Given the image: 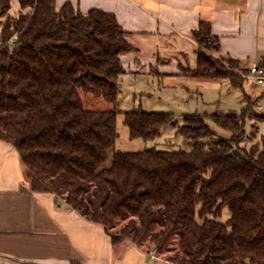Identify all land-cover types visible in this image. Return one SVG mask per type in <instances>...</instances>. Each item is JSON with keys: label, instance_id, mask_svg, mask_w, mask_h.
Segmentation results:
<instances>
[{"label": "trees", "instance_id": "obj_1", "mask_svg": "<svg viewBox=\"0 0 264 264\" xmlns=\"http://www.w3.org/2000/svg\"><path fill=\"white\" fill-rule=\"evenodd\" d=\"M11 1L0 0V139L18 151L32 189L102 225L114 244L149 239L159 254L171 251L166 260L174 264H264V137L242 145L257 133H247V121H264L256 102L185 114L177 132L189 149L117 150L128 32L98 8L19 0L22 10L12 16ZM192 36L198 60L190 75L244 91L247 69L214 54L220 43L211 24L202 21ZM85 94L113 108H87ZM207 120L230 138H218ZM124 123L130 138L151 140L176 119L133 110ZM225 208L230 217L220 221Z\"/></svg>", "mask_w": 264, "mask_h": 264}, {"label": "crops", "instance_id": "obj_2", "mask_svg": "<svg viewBox=\"0 0 264 264\" xmlns=\"http://www.w3.org/2000/svg\"><path fill=\"white\" fill-rule=\"evenodd\" d=\"M55 1L57 8L70 2L83 13L98 8L115 14L133 47L121 56L123 77L195 78L192 35L202 21L219 38L216 56L235 59L247 70L264 63V0ZM21 10L19 0H12L9 14ZM151 249L130 240L114 244L102 225L54 193L33 190L18 151L0 139V264H174L155 263Z\"/></svg>", "mask_w": 264, "mask_h": 264}, {"label": "rangeland", "instance_id": "obj_3", "mask_svg": "<svg viewBox=\"0 0 264 264\" xmlns=\"http://www.w3.org/2000/svg\"><path fill=\"white\" fill-rule=\"evenodd\" d=\"M218 57L226 59L222 56ZM182 80L175 77L161 81L153 76L121 77V93L117 106L119 112L117 115L118 138L115 149L127 152L141 151L152 147L160 150L189 149V146L185 143V138L177 132L178 126L183 124V116L189 113H229L235 110L238 111L249 100L256 102L255 113L257 115L264 114V98L260 97L264 92V83L254 82L245 76L244 89L250 92L244 95L242 88L231 86L227 79L191 78L186 80L182 78ZM83 99L87 108L96 110H110L113 108L112 103L93 94H85ZM133 110L172 113L176 119V124L163 129L154 139H132L130 138L129 129L124 123V113ZM207 121L218 138H230L231 133L229 131L221 128L212 120ZM253 125H256V127H253ZM245 128L248 134L254 129H257V133L255 136L248 135L242 145L250 147L253 144L262 142L264 121L255 124L254 120H248ZM229 217V210L225 208L219 220L226 221ZM121 225L120 223L117 228H120ZM142 245L145 249L155 248L149 239L145 240ZM172 254L171 251H166L159 254V256L166 260Z\"/></svg>", "mask_w": 264, "mask_h": 264}, {"label": "built area", "instance_id": "obj_4", "mask_svg": "<svg viewBox=\"0 0 264 264\" xmlns=\"http://www.w3.org/2000/svg\"><path fill=\"white\" fill-rule=\"evenodd\" d=\"M17 40V35H14L13 38L11 39ZM244 75L257 83L263 84L264 83V63H253L247 72L244 73ZM148 254L150 257L155 261V263L159 260H162L161 256H159L157 250L155 248L151 249L148 251Z\"/></svg>", "mask_w": 264, "mask_h": 264}]
</instances>
